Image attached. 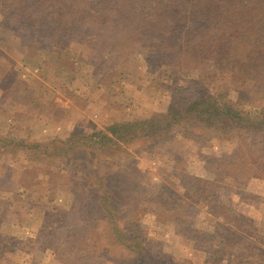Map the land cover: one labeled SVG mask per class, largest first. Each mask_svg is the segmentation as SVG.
<instances>
[{"label": "rangeland", "instance_id": "obj_1", "mask_svg": "<svg viewBox=\"0 0 264 264\" xmlns=\"http://www.w3.org/2000/svg\"><path fill=\"white\" fill-rule=\"evenodd\" d=\"M69 1L39 10H65L60 38L46 26L24 30L0 6V137L62 142L165 117L216 92L164 36L99 20L106 0ZM244 85L252 112L262 84ZM101 176L112 192L111 223ZM0 205L13 225L6 232L18 238L0 264H264V133L187 123L70 157L2 147ZM115 222L126 235L119 243L110 236Z\"/></svg>", "mask_w": 264, "mask_h": 264}, {"label": "trees", "instance_id": "obj_2", "mask_svg": "<svg viewBox=\"0 0 264 264\" xmlns=\"http://www.w3.org/2000/svg\"><path fill=\"white\" fill-rule=\"evenodd\" d=\"M1 1L2 8L17 14L14 19L24 24V30L46 26L42 32L48 37L65 35L68 17L64 9L47 14H41L39 10L50 3L64 6L70 3L69 0ZM106 1L108 4L99 20L104 24L133 26L136 30L164 36L170 53L172 49L177 51L182 62L200 71L203 82L212 81L216 92L210 98L179 103L165 117L116 123L104 131L74 134L62 142L29 143L21 138L0 137V148L30 150L46 158L70 157L79 150L99 151L139 144L187 123L264 133V0ZM101 2L104 4L105 1ZM208 64H211L210 69H206ZM248 81L262 84V90L256 92L261 97L260 103L252 112L246 110L241 99V91L246 89L244 84ZM231 92L237 94V100L230 98ZM95 180L101 193V205L111 223L114 217L110 205L112 192L105 178L101 176ZM5 213L6 209L0 205V254L7 250L13 238H17L6 232V228L13 225L3 220ZM116 223L110 227V236L119 243L126 235ZM25 236L26 233L20 235L22 239H26ZM142 252L143 249L138 248V253Z\"/></svg>", "mask_w": 264, "mask_h": 264}]
</instances>
